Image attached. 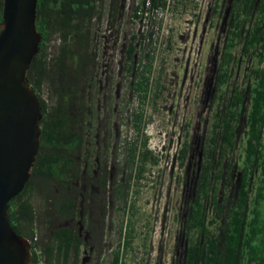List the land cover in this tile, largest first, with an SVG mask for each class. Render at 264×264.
<instances>
[{
  "label": "trees",
  "instance_id": "trees-1",
  "mask_svg": "<svg viewBox=\"0 0 264 264\" xmlns=\"http://www.w3.org/2000/svg\"><path fill=\"white\" fill-rule=\"evenodd\" d=\"M228 1L229 33L215 75L214 119L185 211L182 264H264V0ZM3 4L0 0V19ZM101 6V0H38L36 23L43 37L28 78L42 105L40 151L25 188L10 200L15 230L32 242L31 264L41 257L46 264H69L84 245L75 220L62 224L76 213L79 193H74L73 182L82 168L78 157L99 121L91 88L100 67L95 23L102 19ZM120 6V0H111L114 19ZM139 6L133 14L137 19ZM138 39L132 34L126 49L130 72ZM244 57L250 63L241 77ZM141 78L137 90L146 97L150 79L145 73ZM140 119L137 114L138 128ZM130 154L133 168L135 147ZM186 154L182 149V160ZM148 155L143 151L144 159ZM36 194L43 198L49 219L41 218L47 212H38ZM123 253L119 247L112 264Z\"/></svg>",
  "mask_w": 264,
  "mask_h": 264
},
{
  "label": "rangeland",
  "instance_id": "rangeland-1",
  "mask_svg": "<svg viewBox=\"0 0 264 264\" xmlns=\"http://www.w3.org/2000/svg\"><path fill=\"white\" fill-rule=\"evenodd\" d=\"M227 1L167 0L166 7L159 4L161 10L141 23L133 17L141 0H120L117 19L111 15V0H101L102 19L95 23L100 67L91 88L99 121L90 130L85 152H95L98 133V144L103 145L108 132L110 148L106 154L100 151L111 169L108 205L102 216L101 249L95 247L89 254L81 248L69 264H112L119 247L124 253L118 264H182L185 211L194 195L204 142L211 134L215 75L229 33ZM132 34L139 39L130 72L126 49ZM237 48L239 53L241 44ZM246 59L241 77L250 63ZM142 73L150 79L146 97L137 90ZM143 151H149L146 159ZM236 151L238 158L240 148ZM82 186L73 184L74 193H79L75 223L82 219ZM33 202L38 212H47L41 218L49 219L43 198L36 194ZM88 254L90 260H85Z\"/></svg>",
  "mask_w": 264,
  "mask_h": 264
},
{
  "label": "water",
  "instance_id": "water-1",
  "mask_svg": "<svg viewBox=\"0 0 264 264\" xmlns=\"http://www.w3.org/2000/svg\"><path fill=\"white\" fill-rule=\"evenodd\" d=\"M38 0H4L0 21V264H31V239L11 220L10 200L31 178L40 151L41 100L28 78L43 34Z\"/></svg>",
  "mask_w": 264,
  "mask_h": 264
},
{
  "label": "flooded vegetation",
  "instance_id": "flooded-vegetation-1",
  "mask_svg": "<svg viewBox=\"0 0 264 264\" xmlns=\"http://www.w3.org/2000/svg\"><path fill=\"white\" fill-rule=\"evenodd\" d=\"M1 20L2 19H0V21ZM100 88L103 89L102 86H100ZM99 136L100 132L95 142L97 144L96 151L93 152L88 150L90 152L88 154L84 151L83 154H80L78 157L82 161V168L80 170V177L76 182H73V184L76 183L77 185L80 182L83 184L82 199H80L79 203L82 207L79 211L82 219L76 222V226L79 236L84 240L83 249L85 253L89 254L95 251V247L98 249L102 243V216L108 205H106L107 196L105 193L107 186H109L110 167L106 158L101 160L100 151L103 149L106 154L110 148V143L108 142V132L105 133L103 145L98 144ZM78 198L79 196L77 195L76 201ZM84 218H87L86 222H84ZM74 220L75 218L70 219V223H73ZM89 254L84 258L85 260H90L91 255Z\"/></svg>",
  "mask_w": 264,
  "mask_h": 264
},
{
  "label": "built area",
  "instance_id": "built-area-1",
  "mask_svg": "<svg viewBox=\"0 0 264 264\" xmlns=\"http://www.w3.org/2000/svg\"><path fill=\"white\" fill-rule=\"evenodd\" d=\"M159 0H142L140 6L137 10L138 20L144 23L145 20L154 12H159L161 10L160 6L156 5L155 2ZM167 3L165 4L166 7ZM37 239V237L35 238ZM36 264H46L44 258L38 259Z\"/></svg>",
  "mask_w": 264,
  "mask_h": 264
},
{
  "label": "clouds",
  "instance_id": "clouds-1",
  "mask_svg": "<svg viewBox=\"0 0 264 264\" xmlns=\"http://www.w3.org/2000/svg\"><path fill=\"white\" fill-rule=\"evenodd\" d=\"M32 243V242H31Z\"/></svg>",
  "mask_w": 264,
  "mask_h": 264
}]
</instances>
